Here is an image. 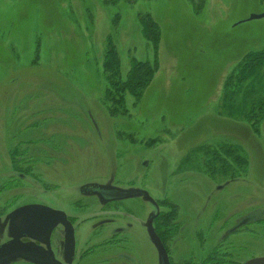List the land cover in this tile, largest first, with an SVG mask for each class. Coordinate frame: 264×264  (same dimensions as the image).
I'll return each instance as SVG.
<instances>
[{
  "label": "rangeland",
  "instance_id": "rangeland-1",
  "mask_svg": "<svg viewBox=\"0 0 264 264\" xmlns=\"http://www.w3.org/2000/svg\"><path fill=\"white\" fill-rule=\"evenodd\" d=\"M263 13L261 0H0V134L9 144L56 134L68 160L42 168L41 205L84 231L95 217L121 218L137 234L141 264H157L149 214L164 237L178 230L168 243L175 264H216L209 254L220 244L232 253L224 264L264 257V117L254 134L218 110L226 75L264 48V17L248 20ZM143 15L160 29L158 70L141 100L127 94L125 116L110 118L101 105L105 42L112 37L121 80L132 59L151 63ZM231 143L248 161L238 176L225 154L211 156ZM92 184L143 190L157 209L142 198L101 208L81 191Z\"/></svg>",
  "mask_w": 264,
  "mask_h": 264
},
{
  "label": "flooded vegetation",
  "instance_id": "flooded-vegetation-1",
  "mask_svg": "<svg viewBox=\"0 0 264 264\" xmlns=\"http://www.w3.org/2000/svg\"><path fill=\"white\" fill-rule=\"evenodd\" d=\"M35 118L33 116V119ZM32 125L33 130L38 127V123ZM51 135L41 137L40 134L30 133V136L35 138L19 137L20 140L9 144L11 139L7 138L5 133L0 134V250L12 246L0 259V264H141V254L137 250V234L131 229V224H126L122 228L121 218L95 217L91 229L84 231L79 229L80 226L76 227V217L68 215L62 210L49 209L41 205L39 199L41 198L42 168L53 167V163L55 161L57 163L59 157L61 161H68L63 157V151L60 150L59 153L58 143L54 138L57 135ZM67 141L65 144L70 147V142ZM68 147L65 148L66 151H68ZM53 171V180H55L58 177V172L54 168ZM89 186L103 185L92 184L85 187ZM85 187H82L81 191ZM82 193L96 197L101 208L126 201L114 200L105 203L96 194H87L83 191ZM152 200L156 207L148 203L157 209L158 203L153 198ZM26 207H43L54 213L51 221L52 226L47 235L40 234L37 237H32L25 231H19L14 227L15 213ZM113 210L116 211V209L110 208L102 212L106 214ZM151 215H153V231L163 246L168 263L175 264L169 254L168 243L176 238L178 230L174 234L164 237L155 229L158 215L149 214V216ZM37 219L40 220L41 217L39 216ZM147 220L145 221L147 240L155 250L157 264H160L158 251L148 234ZM162 220L166 223L169 221L173 223L170 216H164ZM113 226L117 227L112 228ZM230 252L227 246L222 247L220 244L216 245L214 250L212 249L209 257L218 262L216 264H224L222 259L231 257L232 253ZM146 264H150V260H146Z\"/></svg>",
  "mask_w": 264,
  "mask_h": 264
},
{
  "label": "trees",
  "instance_id": "trees-1",
  "mask_svg": "<svg viewBox=\"0 0 264 264\" xmlns=\"http://www.w3.org/2000/svg\"><path fill=\"white\" fill-rule=\"evenodd\" d=\"M199 9H201L200 6L195 7V14L200 12ZM138 23L142 37L152 45L153 61L150 63L132 59L130 61L131 67L124 80L120 79V59L112 37L110 36L105 42L101 67L105 76L106 87L101 105L110 118L125 116L126 95H130L135 103L139 102L158 70L157 46L161 36L159 26L150 15L139 16ZM263 67L264 48L245 52L233 67L234 69L226 75L219 97V100L221 99L218 107L219 114L233 122L247 124L254 134L258 133V126L264 117ZM248 92L251 93L250 95L254 94V97H247ZM229 104L231 105L230 110L226 112ZM218 151H220L219 154L213 153L211 156L220 158L223 153L229 157V160L236 166L234 170L237 171L234 176L244 172L248 161L239 145L231 143L229 146H220ZM210 162L211 158L207 163Z\"/></svg>",
  "mask_w": 264,
  "mask_h": 264
},
{
  "label": "water",
  "instance_id": "water-1",
  "mask_svg": "<svg viewBox=\"0 0 264 264\" xmlns=\"http://www.w3.org/2000/svg\"><path fill=\"white\" fill-rule=\"evenodd\" d=\"M262 17H264V13L261 15H252L248 18V20L259 19ZM143 166H146L145 162L143 163ZM82 191L87 194H96L100 200L105 203L114 200L143 198L144 201L149 202L156 207L152 198L145 191L141 190H122L115 187L89 186L83 188ZM53 215L54 213L52 211L43 207H26L15 213L13 224L19 231H25L27 235L32 237H37L40 234L47 235L52 226L51 221ZM39 216L41 217L40 220L37 219ZM152 219L153 215L149 216L146 223L148 234L158 251L160 264H169L163 246L153 231ZM11 248L12 246L1 249L0 259H2ZM243 264H264V257L252 258Z\"/></svg>",
  "mask_w": 264,
  "mask_h": 264
}]
</instances>
